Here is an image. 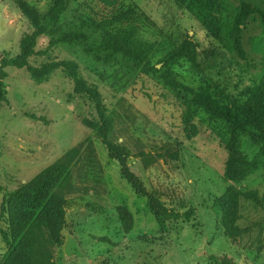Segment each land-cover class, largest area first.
Returning a JSON list of instances; mask_svg holds the SVG:
<instances>
[{
  "label": "rangeland",
  "instance_id": "obj_1",
  "mask_svg": "<svg viewBox=\"0 0 264 264\" xmlns=\"http://www.w3.org/2000/svg\"><path fill=\"white\" fill-rule=\"evenodd\" d=\"M28 1L43 12L53 2ZM110 1L71 0L62 31L79 29L99 42L108 21L129 10L140 36L159 47L155 63L175 45L196 44L195 63L183 59L175 68L191 87L210 81L236 92L261 70L259 51L264 41L259 24L243 25L245 56L240 57L233 43L238 35L229 22L214 37L175 0H118L115 6ZM227 4L224 14L232 17ZM117 26L123 25L113 27ZM32 31L13 0H0V62L18 56L22 38ZM50 42V37L39 38L38 53L30 64L78 62L84 78L99 87L113 117L110 139L127 147L131 171L173 211L165 217L156 214L148 196L137 194L126 180L120 162L83 123L84 118L95 119L97 112L87 97L74 93L72 79L58 70L37 83L27 68L8 67L9 94L0 105V213L11 193L76 150L70 185L62 190L63 242L49 248L54 264H213L223 257L234 264H264V169L239 184L225 178L227 130L200 117L194 122L195 133H188L184 99L122 55L105 63L83 45ZM244 69L248 74L240 84ZM241 148L248 155L255 152L248 137L242 138ZM232 188L242 194L236 221L239 234L233 237L227 235L215 205ZM252 192L258 201L250 199ZM119 207L133 215L130 232L124 230ZM7 252L0 235V264Z\"/></svg>",
  "mask_w": 264,
  "mask_h": 264
},
{
  "label": "trees",
  "instance_id": "obj_2",
  "mask_svg": "<svg viewBox=\"0 0 264 264\" xmlns=\"http://www.w3.org/2000/svg\"><path fill=\"white\" fill-rule=\"evenodd\" d=\"M16 7L28 19L33 31L26 34L20 45V54L14 58L3 57L0 62V105L9 94L6 82L7 68H27L31 77L42 83L58 70H61L74 83V93L85 96L93 104L97 117L83 119V123L93 129L107 146L110 155L120 162L122 173L132 185L136 193L148 196L152 210L165 217L173 210L168 209L158 196L150 194L142 181L131 171L127 158L130 152L127 147L110 139L113 129V117L108 114L102 94L96 84L89 83L80 71L78 62L74 60H52L39 66L30 64V58L38 53L40 37L51 38L50 45L69 44L83 45L90 55L105 63L116 62L118 55L133 62L147 75L153 74L172 88L184 99L185 110L183 121L188 133H195V120L207 118L211 122L227 130L225 146L228 151L225 178L235 184L246 181L250 176L264 169V44L259 51L260 72L249 78L246 84L236 92L216 82L204 81L197 87H191L175 72L180 61H196V44L184 42L175 45L157 63L153 58L159 49L157 44L143 39L131 18L132 12L123 11L108 21L103 28V36L99 42H92L85 32L75 29L65 33L62 31V17L67 12L71 0H53L50 8L43 12L28 0H13ZM188 12L195 15L212 31L214 37L227 26L232 25V33L238 35L234 39V49L240 57L245 51L241 37L243 25L259 24L263 30L264 41V0H175ZM115 6L118 0H111ZM232 7L230 16L224 14V4ZM115 24L123 26L113 27ZM113 28V29H111ZM46 51V50H45ZM184 59V60H183ZM247 59L248 58H243ZM157 64L162 67L158 68ZM248 74L244 69L240 75ZM239 88V87H238ZM243 137H248L255 149L253 155L246 154L241 148ZM78 152L69 151L65 157L51 165L30 182L23 184L6 200L0 213V235L8 247L1 264H54L50 252L51 245H61L62 229L65 223L66 201L62 190L70 185L71 166ZM3 187L0 185V191ZM241 192L232 188L224 196L217 199L216 208L222 213V222L227 235L237 236L239 198ZM250 199L259 200L258 194L252 192ZM119 218L126 232L133 229V215L125 207L118 208ZM179 215L178 213L174 214ZM190 219L189 215H187ZM213 264H234L229 257L214 260Z\"/></svg>",
  "mask_w": 264,
  "mask_h": 264
}]
</instances>
